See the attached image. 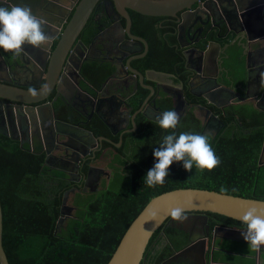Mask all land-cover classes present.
Returning a JSON list of instances; mask_svg holds the SVG:
<instances>
[{"label": "trees", "instance_id": "1", "mask_svg": "<svg viewBox=\"0 0 264 264\" xmlns=\"http://www.w3.org/2000/svg\"><path fill=\"white\" fill-rule=\"evenodd\" d=\"M128 12L131 33L144 37L149 44L147 56L138 62V70L141 73L153 69L174 74L185 85L182 59L176 46L174 19ZM88 33L85 44L92 35L91 31ZM80 70L95 88L111 72L110 67L94 60L84 63ZM160 109L171 110L170 102H161ZM233 113L237 114L243 129L233 123ZM55 116L66 121L64 112L57 108ZM221 121L225 127L218 134L209 135L211 146L220 160L217 167L201 172L194 166L192 171H185L182 162H174L163 185L148 187L143 178L156 162L152 152L172 130H163L152 121L136 119L138 135H127L132 143L129 151L127 146L124 147L129 159L124 161L116 156L111 167L114 173L107 186L93 192L92 197L80 204L77 202L81 201V195H77V202L72 200L69 204L67 197L73 194L68 191L63 174L48 169L41 155L28 151L27 146H20L0 128L1 246L7 264H106L126 228L145 204L152 197L174 189H201L264 200V161L259 159L263 115L250 108L231 106L226 119L222 117ZM97 123L90 125L96 127ZM99 127L94 131L95 135L103 132V128ZM251 127L255 129L250 133L242 131ZM175 131L177 134H206L202 132L198 120L189 113L179 119ZM123 151L122 147L116 150L119 155ZM112 181L117 182V191L110 185ZM221 188L226 191L221 192ZM65 192L68 195L63 203ZM72 197L76 198L75 195ZM69 206L74 208L75 213L63 214L61 207L68 209ZM207 214L220 221L242 225L222 216ZM179 234L178 229L162 224L148 241L143 264H163L174 250L185 244V238ZM159 242L163 245L157 250Z\"/></svg>", "mask_w": 264, "mask_h": 264}, {"label": "water", "instance_id": "2", "mask_svg": "<svg viewBox=\"0 0 264 264\" xmlns=\"http://www.w3.org/2000/svg\"><path fill=\"white\" fill-rule=\"evenodd\" d=\"M98 1L99 0H79L77 4L73 3L67 11L69 14L71 10L70 18L64 24V26L61 27L57 23L60 22L58 17L66 13V10L60 5V3H63L61 0H55V3L41 0H30L28 3L23 2V0H0V6H6L10 8L13 4L21 5L24 3L26 6L32 8L33 14L44 21V31L50 38L49 43L45 46L36 48L25 44L19 55L11 56V70L13 69L17 71L23 68L29 70L31 63H27L25 61L26 58H29L30 62L34 64L36 62L39 70L37 72L38 75L36 77L35 83L19 85L15 83L10 77H8L9 79H0V101H7L10 104H21V107L13 106L14 112H11L9 118L7 116L4 117L7 127L12 126L13 128L20 130L21 124L28 128L27 122H36L41 126V123L43 122V119L41 118V112L38 110V108H33V106L45 100L52 90H56L57 92L59 87H61L59 84V79L62 75V71L65 70L63 67L65 61L68 60L67 56L69 52L71 53L72 51H79V49L75 48L77 46V43H75L76 39L88 21ZM109 1L113 2L115 11L125 21L124 26H120L118 23L115 24V26L120 29V32L118 33L122 35H128V37L131 38V41L136 42V44L133 45L146 46V43L142 38L130 35V18L128 16L127 10L141 16L170 17L175 20L177 24L175 32L176 46L177 48L183 50V67L188 72H190L188 75L187 86L189 89H191L192 86H197L198 83V94H202L204 96V102H208L211 105L215 104L216 102L212 96L222 92L231 94V98H233L231 103L239 102L241 100L239 93L244 94L245 89L248 87L250 62L254 59L259 60L258 63L260 64V69H262V77L261 81L257 85V93L254 94L255 100L253 101V109L264 114V0ZM105 4V8H108L109 4ZM34 7L40 10L38 11L39 14H35V11L33 10ZM48 16H54V21H51L50 18H47ZM202 19L205 20L204 23H201ZM217 21L219 23H217ZM207 24L211 25L209 26L208 31L214 30L218 33L223 27L224 35L222 38L228 36L231 39L222 46L214 41H209L206 43L203 49L188 48L191 40L190 36L194 35L196 32L199 33L200 26H205ZM197 26L199 27L197 28ZM51 27H54L55 29V33L54 35L52 34V36L49 32ZM181 37L187 42L186 44H181ZM54 39H57L55 46L53 49H49V44H51ZM231 49L235 50L233 53V59L237 61H243L245 64V85L243 88H241V83L243 80L242 78L239 79V74H236V76L232 75V77H227L229 71L224 65H226L225 62L229 63L232 61V56L230 54ZM209 52L212 53L210 61L212 72H207L205 67V57ZM39 55L42 57L41 63L38 60ZM140 57L127 59L125 66H127L128 72L131 75L137 77L141 88L148 90L149 95L145 99V102H147L153 93V89L150 86L144 85L142 83V75L129 66L131 60ZM195 57V61H192V58ZM199 67L200 70L198 69ZM220 73H222V75H220ZM223 75L226 77L227 81L222 79ZM41 79L44 80V83L41 87H39ZM235 80L238 81V83L240 82V84L237 85V91L235 90V87H226V82L230 83L231 85L233 81L236 82ZM107 84H110V81ZM29 88L35 89L37 94L32 95L29 91ZM134 88L135 87H132L131 90H134ZM169 89L170 92L166 95L167 97L175 100L173 104L175 111L179 110L180 106L184 104L181 89L176 87ZM117 91L122 90L114 88L112 92L120 95V93ZM127 96L129 97V94H127ZM243 97L248 98L246 95ZM154 99L150 100L149 102V104L152 106H154L155 103ZM160 114L162 113H159L158 116ZM135 115L136 113H134L131 121L132 128L135 127V123L133 122ZM52 116L53 114L51 112V118ZM98 118L102 120L100 115H98ZM151 121L155 122V119H152ZM41 127L42 128L40 129L42 132H36V142L45 148L44 151L46 155H51L54 157L52 152L56 149V139H63L64 141H71L72 143L85 145L83 137L78 135V132L84 131H81L78 125H71L65 121L52 118V123L50 126L47 128H43V126ZM29 131L31 132L30 127ZM85 133L90 136V133ZM7 136L11 140L18 142V139L13 138L11 135L10 128L8 129ZM89 138L92 140L94 139L92 136ZM100 139L102 140V138ZM21 144L22 143H20V145ZM62 146H65L64 143ZM263 149L264 138L262 140L260 156L263 152ZM75 150L78 149L75 148ZM47 159L48 158H45V162ZM67 195L68 192H65L63 195V203H65ZM175 207L185 208V215L187 219L190 217H198L193 216L195 214L200 215L201 213H209L240 223L239 217L248 208L255 207L258 211H264V200L247 199L221 194L214 191L191 188L174 189L161 193L152 197L128 225L106 264H143L145 249L149 239L162 224L172 219L169 215V212ZM60 210L62 213L64 212L63 207H61ZM1 231L2 223L0 209V264H7L6 256L1 246ZM241 231L233 228H215L213 230V236L219 235L223 237V240L226 241L247 244L243 239ZM204 244L205 241L193 240L189 242L183 249L169 258L166 261L167 264H179L176 262L179 256L193 255V253L195 254L196 250L198 253L195 256H198L199 262H193V264H204ZM261 250H264V246H262L259 251L255 252L258 259H260Z\"/></svg>", "mask_w": 264, "mask_h": 264}, {"label": "flooded vegetation", "instance_id": "3", "mask_svg": "<svg viewBox=\"0 0 264 264\" xmlns=\"http://www.w3.org/2000/svg\"><path fill=\"white\" fill-rule=\"evenodd\" d=\"M41 1L55 3V0ZM78 1L79 0H66V13L58 17L61 24L60 22H57L61 27L64 26L70 16V14L67 13L69 7L73 3L77 4ZM23 2L28 3L30 2V0H23ZM105 3L109 4L108 8H105ZM21 6L26 5L22 3ZM33 10L35 11V14H39V9L34 7ZM128 11L129 10H127V13L130 18ZM87 22L88 24L85 26V29H83L81 34H79L75 42L77 43V46L75 48L79 49V51H72L71 53L69 52L67 56L68 60L65 61L63 67L65 70L62 71V75L59 79V84L61 85V87H59V90H57V92L56 90H52L45 100L33 106V108H38V110L41 112V118L43 119L41 126H43V128H47L51 125L52 118L57 119V117L55 116V108L64 112L66 116L65 122L71 125H78L80 130L84 131L78 132V135L83 137L85 145H79L77 143H72L71 141H64L63 139H56V149L52 152L54 157H52L51 155H46L44 151L45 148L41 146V144L36 142V132H40V128L42 127L36 122H27L28 128L21 124L20 130L17 128H13L12 126L7 127L4 117L7 116L9 118L11 112H14V107H21V104H10L7 101H0V128L3 129L5 135L7 136L8 129L10 128L13 138H17L18 143H22L20 146H27L28 151L35 152L38 155H41L43 158V163L48 169L55 170L63 174L65 179L64 182L68 184V191L72 192L71 194L77 196L86 194L87 192L93 193L103 189L101 183L103 181L108 183V181L110 180L112 174L109 170H111L110 168L114 165L113 161L115 157H121L124 161L129 159L128 151L132 142L128 139L127 135H138L136 124L133 128L131 126V121L134 113H136L133 119L134 123L138 118H142L143 121L146 122H151L152 119H156L159 113L164 112L160 109V103L163 101L170 102L171 111H175V109L173 108L175 100L167 97L166 95L170 92L169 88L176 87L181 89L184 104L180 106L181 109L179 108V110L175 111L179 114V119L186 113L193 114V116L198 120L200 126L202 127V132L211 136L218 134L225 127L224 122L221 121V118L224 117V119H226L227 115L229 114V108L231 106L250 108L254 111V94L257 93V85L261 81L262 76H260L259 78H255L254 80L252 77H248V87L245 89L244 94L239 93V96L241 97V100L239 99V102L231 103L233 101V98H231V94L222 92L212 96V98L215 99L216 102L215 104L211 105L208 102H204V96L202 94H198L199 90L197 86L194 85L191 89H189V87L187 86V81L190 72H188L184 67L183 73L186 77L185 85H183L182 80H179V78L174 74L154 71L153 69H146L143 73L138 70V62L147 56L149 50L148 41L144 37L132 34L131 26L129 27L130 35L142 38L145 41L146 46L133 45L136 44V42L131 41V38H129L128 35H122L118 33L120 32V29L115 26V24L118 23L119 25L124 26L125 21L115 11L113 2L109 0H99ZM204 22L205 20L202 19L201 23ZM217 23L219 22L217 21ZM209 26L211 25H201L199 33L196 32L194 33V35L190 36L191 40L188 48L203 49L206 43L209 41H214L218 44L223 45L227 43L223 40L229 41L231 39L228 36L222 38V36L224 35L223 27L218 33L214 30L208 31ZM198 27L199 26H197V28ZM89 31H91L92 35L90 36L89 42L85 44L84 39L89 36ZM49 32L51 36L52 34L54 35V27H51ZM218 40H221L223 42H220ZM56 41L57 39H54L52 43L49 44V49H53ZM186 43L187 42L181 37V44L184 45ZM177 50L183 64V50L179 48ZM11 56H13L11 53L5 52L0 49V79H9L8 77H10L15 83L19 85L35 83L36 77L38 75L37 72L39 70L36 62L34 64L30 62L29 58H26L25 61L29 64L31 63L30 69L27 70L23 68L21 70L15 71L13 69H10V67L12 66ZM211 56L212 53L209 52L205 57V67L207 72H212V68L210 65ZM135 57L140 58L131 60L129 63L130 68L136 70L139 74L142 75V83L144 85L150 86L153 89V93L149 97L147 102H145V99L149 95L148 90L141 88L137 77L131 75L128 72L127 66H125V62L127 59ZM195 59L196 57L192 58V61H195ZM38 60L41 63L42 57L40 55L38 56ZM86 60L98 61L99 63L105 64V66L110 67V69L113 70L107 75V77L102 81L98 88H95L93 84L83 76L80 70L81 66L84 63L88 62ZM198 69L200 70V67ZM148 73H152V76L155 79V74H160L159 76L161 77L167 76L168 80H170V83H164V81H160L158 84L152 83L151 80H147L146 78ZM109 81L110 84H107ZM242 82L243 83L241 84L245 85V80H243ZM43 83L44 80L41 79L39 87H41ZM132 87H135L134 90H131ZM243 87L244 86H241V88ZM114 88L122 90L117 91L120 93V95L112 92ZM127 94H129V97L127 96ZM244 95H246V97L248 98H244ZM152 99H154L155 108L154 106L149 104L150 100ZM246 105L249 106L247 107ZM51 112L53 114L52 118ZM257 113L264 116V114L261 112ZM98 115H100L102 120L98 118ZM232 115H234L233 123L237 124V128H239L240 130L243 129L240 126L237 114L233 113ZM92 122H98V125L96 127L91 126L90 123ZM99 126L103 128V132L101 134L95 135L94 131H97L100 128ZM29 127L31 128V132L29 131ZM261 128L263 130L264 138V122ZM254 129L255 128L251 127L248 130L242 131L250 133ZM85 132L90 133V136H92L94 139H90V136H88ZM100 138H102V140ZM63 143L65 145L64 147L62 146ZM125 146L128 147V151H126V149L124 148ZM121 147L122 150H124V153L122 155H119L116 150ZM75 148H77L78 150H75ZM45 158H48L46 162ZM259 159L264 161V149ZM99 162L104 163L106 168H101V166L98 164ZM70 208L71 207L69 206L68 209L63 208V210L67 213L75 212L74 208ZM193 216L198 217H190L183 222H177L171 219L164 223V227L178 229L180 234H182L183 236H181L180 234L179 235L185 238V244L183 245V247L178 250H174L171 256L166 259V261L193 240L205 241L203 251V257L205 259L204 264H233L227 262H216V260L214 259V256L219 255L221 252L229 253L230 250L239 252L241 256L252 253L256 255L254 251L248 248L247 244L240 243V245L238 242L236 243L223 240V237L219 235L213 236V230L215 228H233L243 231V225H235L220 221L215 219L214 217H211L207 213H201L200 215L195 214ZM197 253L198 252L196 250L195 254L193 253V255L179 256L176 262L179 264H193V262H199L198 256H195ZM261 253L264 254V250H261ZM166 261L163 264H167Z\"/></svg>", "mask_w": 264, "mask_h": 264}, {"label": "clouds", "instance_id": "4", "mask_svg": "<svg viewBox=\"0 0 264 264\" xmlns=\"http://www.w3.org/2000/svg\"><path fill=\"white\" fill-rule=\"evenodd\" d=\"M60 5L65 9L66 1ZM43 25L44 21L34 15L29 6L17 4L10 8L0 6V49L17 56L25 44L36 48L47 45L50 38L46 35ZM29 91L32 95L37 94L35 89ZM155 123L163 130L172 131L163 137L159 146L152 152L156 162L143 178L146 186L163 185L169 174L168 169L174 162H182L185 171H192L194 166L201 172L211 171L219 165L220 160L211 146L209 135L190 132L177 134L175 131L179 123L177 112L164 111L156 117ZM220 191L224 192L226 189L221 188ZM185 211L183 207H175L170 210L169 215L172 220L183 222L187 219ZM239 220L244 226L241 234L248 248L254 252L259 251L264 246V211H258L255 207L248 208Z\"/></svg>", "mask_w": 264, "mask_h": 264}, {"label": "crops", "instance_id": "5", "mask_svg": "<svg viewBox=\"0 0 264 264\" xmlns=\"http://www.w3.org/2000/svg\"><path fill=\"white\" fill-rule=\"evenodd\" d=\"M62 2H64V1L62 0ZM47 18H50L51 21H54V19H55L54 16H48ZM220 46H222V45L220 44ZM261 47H262V45H261ZM258 61L259 60L254 59L253 61L250 62V66H249V71L250 72L248 74V77H252L253 80L255 78H259L260 76H262V69H260L261 67L259 66L260 64L258 63ZM234 62H239V61H234ZM225 63H226V65H224V66L229 71L227 77L228 76H231L232 77L233 70L235 69V66L236 65H234L233 62H231V61L229 63L228 62H225ZM243 65L245 67L244 62H243ZM244 67H243V69L245 70ZM236 74H239L238 73V70H237V73ZM220 75H222V73H220ZM244 75H245V72H244ZM238 76H240V75H238ZM146 78H147V80H151L152 83H155V84H158L160 81H164V83H168V84L170 83V80H168L167 76H163V77L156 76V79H155V78H153L152 73H148L147 76H146ZM222 79L226 80V77H224V75H223V78ZM239 79H241V77H239ZM235 83L236 82L233 81V83H231V85L228 82H226L225 84H226V87H231V88L232 87H235V90H237V84H240V82L239 83H236V84ZM197 86H198V83H197ZM241 86H244V85L241 84ZM246 106L248 107L249 105H246ZM253 254L254 253H252V254H246L245 256H241L239 252L230 250L229 253H227V252H221L219 255L214 256L215 257L214 259L216 260V262H221V263L227 262V263H233V264H241V263H247V264H264V254L263 253L260 252V259L261 260L258 259L255 254L254 255Z\"/></svg>", "mask_w": 264, "mask_h": 264}, {"label": "rangeland", "instance_id": "6", "mask_svg": "<svg viewBox=\"0 0 264 264\" xmlns=\"http://www.w3.org/2000/svg\"><path fill=\"white\" fill-rule=\"evenodd\" d=\"M235 52V50H233V49H231V51H230V54H231V56H232V61L231 62H233V64L234 65H236L235 66V69L233 70V75L234 76H236V73H237V70H238V73H239V75H240V77L242 78V80H244V72H245V70L243 69V67H244V65H243V61H239V62H234V61H237V60H234L233 58V53ZM238 56H239V54H238ZM236 57V56H235ZM233 66V65H232ZM237 68V69H236ZM243 69V70H242ZM156 76H159L160 74H155ZM100 166H101V168H106V166H105V164L104 163H98ZM111 170H109L110 172H111V174L113 175V173H114V168H110ZM108 171V172H109ZM101 185H102V188H104L105 186H107V183L106 182H102L101 183ZM110 185L113 187V189H114V191H117L118 190V184H117V182L116 181H112L111 183H110ZM108 188H110V187H108ZM77 197L78 196H76V198L74 199V197H72V195H68V197L67 198H69L68 199V202H69V204H71V201L72 200H75L76 201V199H77ZM90 197H92V193H89V192H87L86 194H82L81 196H80V199H81V201L80 202H77V203H81L83 200H88ZM75 201H74V203H75ZM75 207V206H74ZM76 208V207H75ZM75 213V212H74ZM69 216H71V215H69ZM240 244V243H239ZM163 245V242H159L158 243V245L156 246V249L158 250L161 246ZM241 245V244H240ZM239 246V245H238Z\"/></svg>", "mask_w": 264, "mask_h": 264}]
</instances>
